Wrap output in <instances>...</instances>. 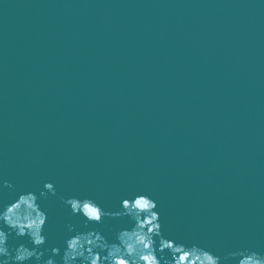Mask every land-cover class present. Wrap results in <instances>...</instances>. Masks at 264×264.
<instances>
[{
  "label": "water",
  "instance_id": "1",
  "mask_svg": "<svg viewBox=\"0 0 264 264\" xmlns=\"http://www.w3.org/2000/svg\"><path fill=\"white\" fill-rule=\"evenodd\" d=\"M45 182L48 249L131 227L62 197L146 193L166 238L264 254V0H0V211Z\"/></svg>",
  "mask_w": 264,
  "mask_h": 264
},
{
  "label": "clouds",
  "instance_id": "2",
  "mask_svg": "<svg viewBox=\"0 0 264 264\" xmlns=\"http://www.w3.org/2000/svg\"><path fill=\"white\" fill-rule=\"evenodd\" d=\"M4 186L14 187L7 181ZM56 194L54 184L45 182L39 195L21 193L0 211V223L8 229L0 228V264H229L232 261L264 264V254L249 248L218 255L195 243L166 238L156 210L158 204L146 193L122 199L116 212H106L90 197H62L65 206H70L71 214L82 217L85 226L102 224L105 217H127L131 227L119 230L110 241L99 231L81 232L74 225H68V231L73 234L64 240L63 248H45L48 216L39 201ZM13 234L18 238L27 237L31 247L26 244L10 247L8 241Z\"/></svg>",
  "mask_w": 264,
  "mask_h": 264
}]
</instances>
